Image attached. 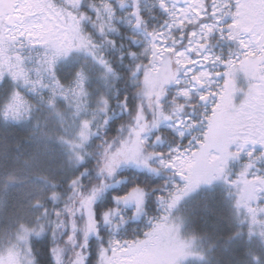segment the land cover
Masks as SVG:
<instances>
[{"label":"rangeland","instance_id":"obj_1","mask_svg":"<svg viewBox=\"0 0 264 264\" xmlns=\"http://www.w3.org/2000/svg\"><path fill=\"white\" fill-rule=\"evenodd\" d=\"M96 1L102 4V8H96V12L106 10L108 13L109 9L105 8V5H111L110 10L113 14V0H108L110 2L108 4L103 0ZM73 3L76 2L67 0L65 4L69 6ZM66 6L59 7V15L54 9H50V6L39 8L36 3L27 6L29 20L24 25H16L9 32L10 39L5 35L9 28L0 23L2 49L0 71H9L14 67L9 64L10 60L5 59L8 50L7 41L12 40L13 43L10 44L9 49L14 50L17 47L15 49L17 56L14 55L16 59L23 58L22 47L31 50L32 53L23 58L24 64L39 63L38 66L53 68L56 60L64 62L63 78L67 80L73 77L75 83L84 86L92 85L85 84L87 76L84 71L90 75L88 78L90 81L108 78L111 73L107 67H104L101 56H96L95 50L90 45L87 50L83 41L75 38L78 37L76 36L78 34H74L76 20ZM40 16L43 19H38ZM242 37L248 39L246 34H242ZM93 47L96 49L95 46ZM93 53L96 58L92 59L101 61L100 63L92 62L89 58L94 56ZM204 57L209 56L207 53H201L200 49L190 54V58L196 61L193 68L199 72L208 73L202 81L203 88L211 89L209 85L215 82V75L213 76L206 68L208 60ZM5 64L9 70L8 68L5 70ZM235 65L231 84H228L229 76L226 74L225 88L222 91L219 90L220 93L215 90H209L206 93L211 97L205 104L213 110L203 137L207 147L201 151L197 141V148L184 149L180 151L176 161L168 162L173 164L172 175L188 177L184 183L178 184L180 193L177 199L172 206L168 204L165 207L166 211L146 237L126 246H120L121 251L113 250L108 253L104 250L103 257L110 258L112 264H202L204 231L208 228L212 231L215 228L219 232L223 224L226 226L225 229L245 226L252 230V236L248 240L240 238L237 240L238 250L249 251L251 255L249 261H243L238 256L232 255L236 261L235 264H264V183L257 179V177L263 178L264 175V145L259 142L252 143L253 139L264 136V70L261 69L264 68V64L255 61L249 63L248 73L240 68L239 61ZM146 67H148L146 69L148 73L153 71L150 73L153 80L150 83L147 82L149 85L143 94L145 99L140 105L136 127L131 130L130 135L125 137L122 149L112 152L105 161L103 168L109 179H104L90 194L80 196L82 181L75 170L78 164V153L88 140L87 131L90 123L81 119L82 111L86 108L84 103L89 97L84 86L80 89L79 97L73 100L69 96L66 97L62 112L60 109L55 114L50 109L45 114L39 135L32 141L26 153L12 157L14 160L5 157L6 154L5 158H1L3 161L0 159V166L6 159V164H3L5 167L0 169V264H36L31 247L32 237L48 233L58 226L60 229L61 222L65 220L62 214L67 213L72 218L71 230L82 234L81 245L72 240L78 248L76 251L82 252L88 246L89 236L94 233V230L90 228L92 219L89 216V208L93 205L92 200L111 185L110 178L117 167L135 165L154 171L153 168L150 169L149 157L144 147V135L140 133L151 125L157 127L158 124L167 122L158 104L156 108V100L164 95L169 82L162 83V71L160 73L154 71V69H163L160 58L154 60L152 57ZM171 67L174 70V66L171 65ZM74 71L76 73H73ZM187 74L186 72L184 77ZM239 76H246L247 80L252 79L253 84L242 85L238 92ZM161 90L162 95H160ZM92 92L95 96V92L93 90ZM53 97L59 98L56 95ZM93 100L90 98V102ZM144 101L145 105L151 108V113H155L153 114L154 122L147 121ZM11 107L13 113H23L22 102H14ZM101 108L102 104L98 102L93 112H98ZM245 127H248L247 131ZM238 129L242 134L245 133L243 144L238 139L240 136ZM195 140L197 138H194ZM232 143L237 146L244 145L242 149L248 148L251 151L260 147L261 152L252 159L258 157L262 167L260 165L256 169L255 165H250L242 172L238 171L239 176L236 180L231 179L228 175L231 155L228 153H232ZM225 145H227V152L224 150ZM213 156L217 159L213 160ZM237 156L240 158L239 155ZM109 167L112 171H109ZM221 168L223 171H220ZM46 197L52 199V202L64 203L65 210L56 208L50 211L41 208ZM122 202L126 205H136L137 212L141 211L139 209L141 203L138 205L136 199L130 194L124 197ZM170 206V212H168ZM82 208H85L86 226L80 228L74 223L71 213ZM217 208L220 211L224 209L225 217H216L214 210ZM76 213L79 214L82 211ZM210 218L218 219L219 224L211 223ZM69 222L70 220L67 221ZM216 237L222 241V237ZM55 261L56 264H60L58 252L55 253Z\"/></svg>","mask_w":264,"mask_h":264},{"label":"trees","instance_id":"obj_2","mask_svg":"<svg viewBox=\"0 0 264 264\" xmlns=\"http://www.w3.org/2000/svg\"><path fill=\"white\" fill-rule=\"evenodd\" d=\"M125 1L133 3V0ZM112 4L116 5L117 1H113ZM143 11L147 19L143 21L141 31L134 28V23L126 22L127 29H123L120 24L118 35L111 26L106 29V23L95 19L93 24L95 28L91 33V38L95 43L105 44L101 46V49L96 48V56H101L102 61H108L111 75L105 80L90 81L88 79L90 75L84 71L87 76L85 84L90 83L91 86L75 83L73 77L64 79V62L56 60L53 68L38 66L39 63L24 64L23 59L18 60L14 57L17 50L7 48L5 59L10 60L9 64L14 67L9 70L5 64V70L8 68L9 71H0V159L6 154L5 157L14 160L12 157L22 156L26 153L32 141L39 135L40 125L44 121L45 114L50 109L55 114L60 109L62 112L66 97L69 96L71 100L79 97L80 89L84 86L89 97L84 103L86 108L82 111L81 119L90 123L87 131L88 140L78 153V164L75 167L76 173L79 174L82 181L80 196L90 194L104 179H109L103 168L104 163L112 152L122 149L125 137L130 135L131 130L136 127L140 105L145 99L143 94L150 83L146 78L148 74L146 69H140L138 66L146 67L152 59L153 37L150 33L159 32L158 28L161 23L153 20L152 16L155 14L160 16L162 10L159 3L146 0L143 4ZM132 12L133 9L127 7L120 10L118 15L130 16ZM97 16V13L94 14V17ZM205 21L210 22L209 17H206ZM114 22L117 25V22ZM162 31L163 29L160 33ZM138 42H142V45H138ZM7 44L10 45L8 41ZM206 48L213 75L216 72H224L225 75L228 69L227 61L232 60L237 63L243 58L244 49L240 46L239 41L228 38V33L222 34L218 29L211 32ZM104 53H106L105 56H103ZM93 55L92 57L96 58L94 53ZM93 60L95 63L101 62ZM21 65H24L23 69ZM261 69L264 70V68ZM13 73H16L15 78H13ZM225 81V76L216 78L215 82H212L213 85H209L211 89H207L205 92L209 90L222 91L225 88ZM172 82L167 86L164 95L157 100L156 105L160 106L164 114H173L174 117L180 115V122L173 120L169 123L159 124L157 127L151 125L140 133V135H144V147L149 157L150 169L153 168L154 171L135 165L118 166L110 178L111 185L98 193L92 200L93 205L89 208V216L92 219L91 225H94L92 228L94 233L88 238V246L82 252L76 251L78 248L75 247L72 240L81 245L82 234L73 232L71 216L68 213L62 214L65 220L61 222L60 229H58L59 226L50 227L52 229L48 233L32 237L31 247L36 264H56V252L60 255V264H101L104 250H107L108 253L113 250L121 251L122 247L120 246H126L146 237L166 211L165 207L168 204L172 206L180 193L178 184L184 183L185 179L179 175H172L171 168L165 167L161 161L168 164L169 161L177 160L180 151L197 148V141L203 140L209 123L208 119L212 114V109L202 102L199 89L195 90V88L189 87L186 83L187 80L175 86ZM245 84L250 86L253 84V80H247L246 76H239L238 92L240 91L239 87ZM189 88L192 91L189 96L181 94ZM91 89L97 96L93 95ZM33 91L35 93H32ZM53 95L59 96V98L56 99ZM90 98L94 100L90 102ZM14 102H22L21 111L23 113L16 114L11 111ZM98 102L102 104V108L98 112H93V108ZM144 107L147 121L154 122L153 114L155 115V113H151L152 110L145 105V101ZM68 114L71 115V113ZM178 124L180 125L178 126ZM247 129L248 127H245V131ZM238 131L240 134L238 139L243 144L245 133L242 134L239 129ZM8 137L10 138L8 139ZM159 137H162L163 141L159 142ZM194 138L197 140L194 141ZM231 152L239 153L240 156L238 158L237 155H231L230 158L231 165L228 175L233 180L239 176L238 171L242 172L250 165H255L256 169L260 165L262 167L258 157L252 159L253 156L261 152L260 147L251 151L232 143ZM249 153L252 155L250 156ZM151 155L152 158H150ZM5 161L3 164H6ZM3 164L0 169L5 167ZM133 189H139L146 194L142 197L140 212H137L136 205H126L122 202V199L131 194ZM64 190H66L65 187ZM63 204L52 202V199L46 197L41 208L50 211L61 208L64 211ZM171 206L168 208V212H170ZM84 209L77 210L82 211L79 214L76 213L77 211L71 213L74 223L80 228L86 226ZM224 212V209L222 211L219 208L214 210L216 217H225ZM106 214L107 220L105 219ZM69 217L70 219H68ZM68 220H70L69 223H67ZM210 220L211 223L219 224L218 219L210 218ZM224 227L223 224L220 230L223 231ZM208 234L218 235V231L214 228L212 231L209 230ZM219 235L223 237V241L229 237L228 234ZM236 249H238L237 245L229 253L220 250L216 254V261L219 264H235L236 261L232 255L238 256L243 261H249L251 255L248 250L246 256V251Z\"/></svg>","mask_w":264,"mask_h":264},{"label":"snow or ice","instance_id":"obj_3","mask_svg":"<svg viewBox=\"0 0 264 264\" xmlns=\"http://www.w3.org/2000/svg\"><path fill=\"white\" fill-rule=\"evenodd\" d=\"M179 0H173L172 6H169L168 0H158L159 7L162 8L172 19V23L169 28L179 27L184 28L188 24H196L205 14L208 13V0H184L185 6L182 8L176 7ZM135 3V0H134ZM105 8L111 9V5H105ZM132 15L136 16V25L139 26L143 23V18L139 14V8H134ZM211 15L215 18L213 24H201L198 32H190L188 45L183 47V50L176 47L167 46V38L165 33L153 32L150 33L153 37L151 43L152 57L153 59L160 58L163 62V69H154V71L160 73L162 71V83L166 84L170 81L176 80L177 72L183 68L186 72L191 73V80L194 82H202L204 78L208 76L207 72H196L191 66L196 63L192 60L188 52H196L198 49L204 47L202 41L207 37L209 33L213 31L216 24L220 23L225 15L232 16V23L227 25L230 29L228 32V38L236 39L239 41L240 46L244 49L242 53L243 58L240 60V68L246 73L249 72V62L255 61L260 64H264V0H236L235 4H230L229 0H211ZM242 34H246L248 39L242 38ZM159 40L158 45L156 41ZM175 43V41H173ZM205 60L210 57H204ZM175 64L176 69L173 70L171 65ZM228 69L227 75L229 76L228 84L232 83L231 75L235 70V62L232 60L227 61ZM15 78L16 73H13ZM179 82V81H177ZM163 94L161 90L160 95ZM184 96H189L188 91L181 93ZM203 99V97H201ZM243 107V106H242ZM211 119V118H209ZM139 135V134H137ZM259 142L264 145V136L258 139H253L252 143ZM200 150L203 151L207 147L206 140L199 141ZM243 147V145H241ZM225 152H227V145H225ZM230 155H238L239 153H228ZM251 156L252 153H249ZM213 160L217 157L213 156ZM165 166H173L161 161ZM109 171H112L109 167ZM220 171H223L221 168ZM243 175V173H241ZM185 180L188 177H184ZM219 178V177H214ZM257 179L264 183V178L257 177ZM183 189H181L182 191ZM146 194L139 189H133L130 196L134 197L139 205L142 203V197ZM105 219H108L107 214ZM90 228H94V225L90 224ZM103 257V253H102ZM101 264H112L110 258L103 257Z\"/></svg>","mask_w":264,"mask_h":264},{"label":"flooded vegetation","instance_id":"obj_4","mask_svg":"<svg viewBox=\"0 0 264 264\" xmlns=\"http://www.w3.org/2000/svg\"><path fill=\"white\" fill-rule=\"evenodd\" d=\"M74 1L76 2L75 4L73 3V5L70 4L69 6L68 5L66 6L65 3H67V0H65V2L64 0H9L8 2L9 4H6L5 2L0 0V11H1L0 23L3 24V26L6 25L9 28L8 32H5V35H7L8 39H10L11 36H9V32L16 25H24L29 20V13L26 11L27 6L34 4V3H36L39 8L50 6V9L52 10L54 9L58 15L60 14L59 7H62V6H66V8L70 7L69 10L72 12L73 17L76 20V30L74 34L75 35L78 34L76 35L78 37H75V38H79V41H83L84 47L87 46L86 49L89 50L88 45H90L91 47L93 46L101 47L105 45L104 43L103 45L98 44L97 42L95 43L93 39L91 38V33L95 28L93 24L96 18L100 20L101 22L107 24L106 29H109L112 27L115 30L114 32H117V35L120 32V29H118L120 26H122L123 29H127L126 22L134 23L135 24L134 28H136L139 31L143 29V25H142L143 23H141L139 26L136 25V16L118 15V12L120 10H124L127 7H131L132 9L139 8V14L143 18V21L147 19L143 11V4L145 3L146 0H135V3H134V0H133V3L132 2L126 3L125 0H116L117 4L113 6L114 7L113 14L111 10H109L108 13L106 12V10H101V12L100 11L96 12V8H102L101 7L102 4L100 3V1H96V0H74ZM103 1H106L107 4L110 3L108 2V0H103ZM153 2L158 3V0H152V3ZM172 2L173 0H168L170 7L172 6ZM229 3L235 4L236 0H229ZM184 6L185 5H179V4L176 5V7L178 8H182ZM208 6H209L208 13L210 14V16H205L206 15L205 14L203 18L198 21V24L215 23V18L211 15V0H208ZM161 10H162V14L160 16L155 14L152 16V19L155 21L157 20L158 22H161L158 28L159 31H161L162 29H164V31L165 30L167 31L166 35L169 37L167 46L176 47V48L183 50V47L188 45V41H189L188 34L191 31V25H194V24H188L184 28L172 27L170 29L169 25L172 23V19L168 15L167 12H165L162 8ZM96 13H101L102 15H98L97 17H94V14ZM206 17H209L210 22L205 21ZM38 19H43V18L40 16ZM232 19L233 18L231 15H225L223 20L220 23L216 24L215 28L222 29L224 33L228 32L230 29L227 27V25L232 23ZM114 21L117 22V25L115 24ZM74 24H75V21H74ZM173 41H175V43ZM157 42L158 40L156 41V43ZM9 43L12 44L13 41L10 40ZM137 44L142 45V42L141 43L138 42ZM200 50L205 51L206 45L204 44V47L201 48ZM105 55L106 53L103 54V56ZM252 62L253 61H250L249 63H252ZM104 63L107 67H109L107 60H104ZM172 65L174 66V70H175L176 65L175 64H172ZM138 67L141 68V65H139ZM191 67L193 68V66ZM178 73L179 74L182 73L181 75L182 77H184L186 71L185 69L181 68L178 71ZM161 141L162 139L159 140V142ZM225 227L223 231L220 230V232H218V235H215V236L213 234H208L209 230L207 229L204 231L203 233L204 240L202 242L204 257H203L202 264H219L216 261L217 259L216 254L219 253L220 250L224 251L225 253L226 252L229 253L237 245V240L239 238L241 240H248V238L252 236V230L247 229L245 226H240V227L236 226L235 228H228V229H225ZM219 234H224V235L228 234L229 237L223 241V237L220 236ZM216 236L222 237V241H220L218 237ZM243 251H246V256H247V253H248L247 249H243Z\"/></svg>","mask_w":264,"mask_h":264},{"label":"water","instance_id":"obj_5","mask_svg":"<svg viewBox=\"0 0 264 264\" xmlns=\"http://www.w3.org/2000/svg\"><path fill=\"white\" fill-rule=\"evenodd\" d=\"M3 2H5L6 4H9L8 2H9V0H2ZM177 4H179V5H185V3H184V0H179V2L177 3ZM194 82V81H193ZM195 84H198L199 82H194ZM207 99V97H205V99L204 100H206Z\"/></svg>","mask_w":264,"mask_h":264}]
</instances>
